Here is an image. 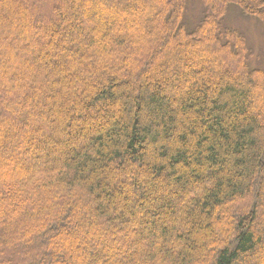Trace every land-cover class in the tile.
Segmentation results:
<instances>
[{"label":"trees","instance_id":"obj_1","mask_svg":"<svg viewBox=\"0 0 264 264\" xmlns=\"http://www.w3.org/2000/svg\"><path fill=\"white\" fill-rule=\"evenodd\" d=\"M88 1L0 0V264H264V0Z\"/></svg>","mask_w":264,"mask_h":264},{"label":"rangeland","instance_id":"obj_2","mask_svg":"<svg viewBox=\"0 0 264 264\" xmlns=\"http://www.w3.org/2000/svg\"><path fill=\"white\" fill-rule=\"evenodd\" d=\"M46 0H38V2H45ZM103 0H96L95 2H96V4H99V3H101ZM81 2H82V4L84 5V3L85 4H87V3H89V1L88 0H81ZM94 2V1H93ZM145 2H147V3H149L150 4V9H149V11H150V13L151 12H154V10H155V8H156V6H155V4L154 3H151V1L150 0H145ZM107 5V4H106ZM107 7H108V5H107ZM109 9H110V7H108ZM21 10L19 11V13H17V14H14V15H12V18L10 19V21H9V23H14L15 22V20H17L18 22H19V25H26V20H27V11L26 10H24V9H22V8H20ZM112 13V12H111ZM119 13L120 14H122V12L121 11H119ZM250 19V18H249ZM249 19H243V18H241V19H238L237 21H235L240 27H241V29H242V31L241 32H243L245 35H246V37H247V40H251V41H256L257 43H255L256 45H255V47L253 48V50H258L259 52H260V59H254V58H252L251 59V61L253 62L254 61V63H256V64H261L262 63V59H263V57H264V46H263V42H264V38H262V40H261V34H260V28L258 27V25L256 24V21L254 22L253 20H249ZM152 23V22H151ZM151 23H150V25H151ZM154 26V25H153ZM0 49H1V47H2V49H1V51L2 52H4V53H6V54H8V55H10L11 57L12 56H17V54L19 53L18 51L17 52H11V51H9L8 49H7V46H6V43H4V42H1L0 43ZM252 46V44H250V47ZM212 47V46H211ZM182 48V47H181ZM208 49H211V50H213L212 48H208ZM219 52H221V51H219ZM13 53V54H12ZM217 54V53H216ZM221 54H222V52H221ZM220 55V54H219ZM21 57H22V59H24L23 58V56L21 55ZM38 60H40L41 61V59H38ZM29 61V60H28ZM31 61V60H30ZM37 61V59H35V60H33V61H31V62H33V63H35ZM15 62H16V60H15ZM3 83L1 82V84H0V86L2 85ZM7 100H10V99H8V98H6V97H4V96H1L0 95V121H4V120H9L10 118H8L5 114H4V112H3V110L1 109V107L3 106V103L4 102H6ZM14 103H16V101H13ZM17 102H18V100H17ZM114 106V105H113ZM112 106V107H113ZM112 107H110V109H113ZM115 108H116V106H115ZM55 109V108H54ZM53 109V110H54ZM52 110V111H53ZM114 110V109H113ZM50 115H51V117L52 116H56V114H54L53 115V112H51L50 113ZM50 118V117H49ZM106 121V119L105 118H102V119H99L98 121H97V123H103V122H105ZM1 123V122H0ZM93 123V121H91L90 119H87V120H85V121H83V122H81V121H79V122H77V124L78 125H82V124H85V125H90V124H92ZM72 147H75V144H72V145H70V148H72ZM42 152H44L42 149H40L36 154H39V153H42ZM22 153H20L19 155H21ZM22 155H24V153L22 154ZM14 156V152H12V154H10V157H13ZM9 160H11V159H9ZM7 161V160H3V161H1L0 162V168L1 169H6V170H11V169H14V168H16V166H18V165H16V164H13L12 163V161ZM136 238H138V237H136ZM135 238V239H136ZM120 239V238H119ZM120 241V240H119ZM8 244H10L9 242H8ZM5 247V246H4ZM7 248V247H6ZM120 248H122V247H120Z\"/></svg>","mask_w":264,"mask_h":264}]
</instances>
